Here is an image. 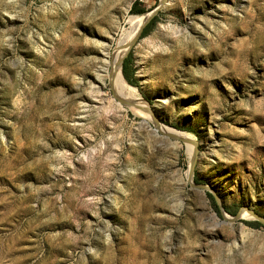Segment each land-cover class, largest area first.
Masks as SVG:
<instances>
[{"label":"rangeland","instance_id":"374dc122","mask_svg":"<svg viewBox=\"0 0 264 264\" xmlns=\"http://www.w3.org/2000/svg\"><path fill=\"white\" fill-rule=\"evenodd\" d=\"M135 1L0 0V264H264V0L165 2L151 117L101 69Z\"/></svg>","mask_w":264,"mask_h":264},{"label":"bare ground","instance_id":"6f19581e","mask_svg":"<svg viewBox=\"0 0 264 264\" xmlns=\"http://www.w3.org/2000/svg\"><path fill=\"white\" fill-rule=\"evenodd\" d=\"M150 14L151 13L148 12V14L146 13V15L143 14V15L132 16L131 27L128 30L123 31L122 35L118 39L117 45L114 49V52H112V54L107 51H104L103 53L104 58L101 62L102 63L101 69L102 71H105V75L110 73L116 94L124 99L137 101L140 107L139 108L133 107V108L136 110L144 109V113L145 115H147V117H151L150 115L152 112L151 108L150 106L147 105V103H145L144 100H141V97L137 96L136 90H134L129 85V83L127 82V80L125 79L121 71L120 63H121L123 56L127 52L128 48L133 43L134 38L138 36L141 28L145 24ZM110 68H111V71H109ZM103 78H104L103 76L102 77L98 76L96 80L98 82H102ZM159 125H160L159 129L165 134H168V135L173 134L175 135V137L182 136L186 138L187 140L192 141L189 135L181 131L175 130L163 124H159ZM192 143L194 144L195 141H192Z\"/></svg>","mask_w":264,"mask_h":264},{"label":"trees","instance_id":"16d2710c","mask_svg":"<svg viewBox=\"0 0 264 264\" xmlns=\"http://www.w3.org/2000/svg\"><path fill=\"white\" fill-rule=\"evenodd\" d=\"M146 8L141 6V2L136 0L131 7L130 12L133 14H142L144 12H146ZM157 20V17L155 16L144 28L142 36H145L147 34L150 33V31L152 30L155 22ZM132 52H130L124 59L123 61V65H122V71H123V75L125 77V79L133 84L136 85L137 84V80L135 78V69H134V63H133V57H132ZM208 195L213 203L214 209L218 212L221 213V208L218 204V202L216 201V198L213 194H211L210 192H208ZM225 210L233 215H236V211L231 207V206H225L224 207ZM255 225L256 223L253 222L251 223V225Z\"/></svg>","mask_w":264,"mask_h":264},{"label":"water","instance_id":"95a60500","mask_svg":"<svg viewBox=\"0 0 264 264\" xmlns=\"http://www.w3.org/2000/svg\"><path fill=\"white\" fill-rule=\"evenodd\" d=\"M166 1H167V0H161L160 4H159V5H158V6H157V7L151 12L150 16H149L148 19L146 20V22H145V24L143 25V27L146 25L147 22H149V21H150V20H151L156 14H157L158 10H159L161 7H163V5L165 4ZM143 27L141 28V31H142ZM141 31H140V33L138 34V36H136V37L134 38V41H133L132 44H134L135 42H137V40H138L139 37H140ZM121 62H122V60H121ZM111 82H112V80H111ZM116 97L118 98V100H119L121 103H123V104H125V105H127V106H129V107H135V108H139V107H140L139 104L137 103V101H135V100H127V99H124V98L118 96L117 94H116ZM171 136H173V135H171ZM192 141H193V140H192ZM194 165H195V159H193V161H192V163H191V168H190V173H191V175L193 174ZM198 186L201 187V188H203V189H207V188H208V185H206V184H199ZM218 204H219V202H218ZM219 206H220V204H219ZM250 212H251V214H252L253 216L259 218V216H258L257 214H255L253 211H250ZM236 216H238V215L236 214Z\"/></svg>","mask_w":264,"mask_h":264}]
</instances>
